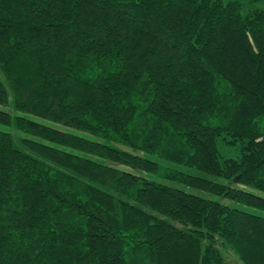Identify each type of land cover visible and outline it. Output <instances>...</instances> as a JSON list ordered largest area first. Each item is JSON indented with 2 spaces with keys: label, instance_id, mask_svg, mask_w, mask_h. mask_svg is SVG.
I'll return each instance as SVG.
<instances>
[{
  "label": "trees",
  "instance_id": "1",
  "mask_svg": "<svg viewBox=\"0 0 264 264\" xmlns=\"http://www.w3.org/2000/svg\"><path fill=\"white\" fill-rule=\"evenodd\" d=\"M225 250L264 264V8L0 0V264Z\"/></svg>",
  "mask_w": 264,
  "mask_h": 264
},
{
  "label": "rangeland",
  "instance_id": "2",
  "mask_svg": "<svg viewBox=\"0 0 264 264\" xmlns=\"http://www.w3.org/2000/svg\"><path fill=\"white\" fill-rule=\"evenodd\" d=\"M223 1H229V0H223ZM235 1H238V2L241 3L244 12H248V11H251V10L264 8V0H235ZM34 120L39 122V123H41V124L50 126V127H54V128L62 129V130L65 129V128H63L60 125L54 124L52 122H49V121H46V120H43V119H40V118H34ZM77 133H79V132H77ZM79 134L83 135L82 133H79ZM121 149L130 151L129 149L124 148V147H121ZM218 150H219V154L223 158H236L238 156V150L236 149V147L225 145L223 143L222 139H220L218 141ZM122 169H125V168L123 167ZM187 172L191 173V174H195L196 173L194 170H187ZM146 177L147 178H153L154 180L160 181V182H163V183L165 182V181L157 179V178H155L153 176H149L148 175ZM237 187L240 188V189L250 190L252 192H255L254 190H251L249 187H246V186H243V185H237ZM185 191L191 192L188 189H185ZM194 193H197V192H194ZM208 197L210 199L217 200L216 197H213V196H208ZM223 202L225 204H227V205H231V206L234 205L232 202H229V201H223ZM223 255L225 257V260H226L227 264H241L238 261V259L230 251H227V250L223 251Z\"/></svg>",
  "mask_w": 264,
  "mask_h": 264
}]
</instances>
